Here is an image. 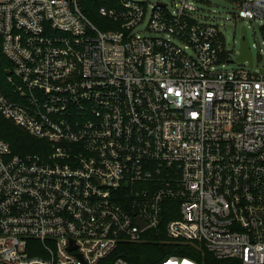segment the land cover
<instances>
[{
	"label": "built area",
	"instance_id": "built-area-1",
	"mask_svg": "<svg viewBox=\"0 0 264 264\" xmlns=\"http://www.w3.org/2000/svg\"><path fill=\"white\" fill-rule=\"evenodd\" d=\"M231 1L261 64L248 39L228 59L209 0H0V113L42 140L0 137V264H129L107 258L147 230L264 264V0Z\"/></svg>",
	"mask_w": 264,
	"mask_h": 264
},
{
	"label": "trees",
	"instance_id": "trees-1",
	"mask_svg": "<svg viewBox=\"0 0 264 264\" xmlns=\"http://www.w3.org/2000/svg\"><path fill=\"white\" fill-rule=\"evenodd\" d=\"M90 13H88L89 15ZM90 17L93 19L90 15ZM95 21V19H93ZM10 60L4 55L0 39V91L7 97H12L13 85L7 79ZM0 137L6 140L15 154H25L28 152H39L42 140L35 137L23 128L15 125L10 119L5 118L0 113ZM166 204L164 209L163 221L176 217L172 204ZM141 242H130L122 240L116 249L107 258L112 260L120 257L129 264H160L161 260L169 255L187 256L197 260L202 264H237L232 258L217 259L211 252L202 245L189 242H175L164 237L161 233L156 235L153 230H147Z\"/></svg>",
	"mask_w": 264,
	"mask_h": 264
},
{
	"label": "rangeland",
	"instance_id": "rangeland-1",
	"mask_svg": "<svg viewBox=\"0 0 264 264\" xmlns=\"http://www.w3.org/2000/svg\"><path fill=\"white\" fill-rule=\"evenodd\" d=\"M156 0H147L148 5H151ZM164 3H171L173 0H159ZM175 1V0H174ZM199 13L200 20L211 22L220 26V30L224 36V46L228 52V59H236L239 54L240 47V27L242 22L247 25V39L250 43L251 50L255 56V63L261 64L262 60L258 59V49L253 46V43L259 44L261 41V31L259 20L244 19L234 20L233 10L234 4L231 0H209V3L200 5ZM242 62L234 60L233 62H226V69H235L240 66Z\"/></svg>",
	"mask_w": 264,
	"mask_h": 264
},
{
	"label": "water",
	"instance_id": "water-1",
	"mask_svg": "<svg viewBox=\"0 0 264 264\" xmlns=\"http://www.w3.org/2000/svg\"><path fill=\"white\" fill-rule=\"evenodd\" d=\"M241 34L242 37L240 39V54L237 55L236 59L237 60H243L247 58L249 62H251V52L248 47V41L246 38V33H245V27L242 26L241 28ZM140 224L143 225V223L140 221Z\"/></svg>",
	"mask_w": 264,
	"mask_h": 264
}]
</instances>
